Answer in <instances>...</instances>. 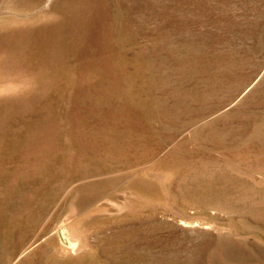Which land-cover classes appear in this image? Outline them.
<instances>
[{
    "label": "rangeland",
    "instance_id": "374dc122",
    "mask_svg": "<svg viewBox=\"0 0 264 264\" xmlns=\"http://www.w3.org/2000/svg\"><path fill=\"white\" fill-rule=\"evenodd\" d=\"M0 264H264V0H0Z\"/></svg>",
    "mask_w": 264,
    "mask_h": 264
}]
</instances>
